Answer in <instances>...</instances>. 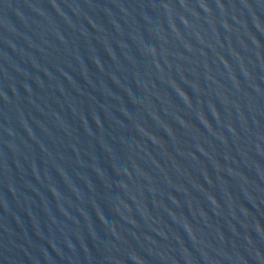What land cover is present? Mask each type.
Wrapping results in <instances>:
<instances>
[{
  "label": "water",
  "instance_id": "water-1",
  "mask_svg": "<svg viewBox=\"0 0 264 264\" xmlns=\"http://www.w3.org/2000/svg\"><path fill=\"white\" fill-rule=\"evenodd\" d=\"M0 264H264V0H0Z\"/></svg>",
  "mask_w": 264,
  "mask_h": 264
}]
</instances>
